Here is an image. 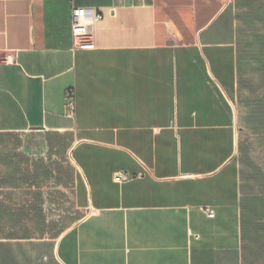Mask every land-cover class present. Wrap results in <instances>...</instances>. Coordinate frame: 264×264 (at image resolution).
Segmentation results:
<instances>
[{"label":"crops","instance_id":"1","mask_svg":"<svg viewBox=\"0 0 264 264\" xmlns=\"http://www.w3.org/2000/svg\"><path fill=\"white\" fill-rule=\"evenodd\" d=\"M72 6L104 14L88 48L73 43ZM160 8L0 0V133L69 137L82 212L51 243L0 238V264H264V193L242 179L235 18L221 8L185 42Z\"/></svg>","mask_w":264,"mask_h":264},{"label":"rangeland","instance_id":"2","mask_svg":"<svg viewBox=\"0 0 264 264\" xmlns=\"http://www.w3.org/2000/svg\"><path fill=\"white\" fill-rule=\"evenodd\" d=\"M201 4L194 0L192 8L182 13L183 20L197 25L203 21V7L214 5L218 12L230 5L225 14L235 18L237 40L254 53L242 59L240 95L250 109L238 111L245 116L238 139L244 147L240 161L245 188L258 198L264 193V0H201ZM159 11L166 13L164 8ZM172 27L177 31L173 23ZM68 141L67 136L0 133V238L51 243L81 218L72 183L75 169L65 151ZM50 144L53 147L46 148ZM16 184L17 188L11 187ZM50 247L44 244L43 251Z\"/></svg>","mask_w":264,"mask_h":264},{"label":"built area","instance_id":"3","mask_svg":"<svg viewBox=\"0 0 264 264\" xmlns=\"http://www.w3.org/2000/svg\"><path fill=\"white\" fill-rule=\"evenodd\" d=\"M123 1H131L134 0H123ZM144 1V0H140ZM113 10V8H111ZM103 12L99 10H92L85 7H71L70 17V29L73 38V43L75 46H79L81 48L90 47V41L88 40V36L90 35L92 24L103 18ZM3 60H9V56H6ZM67 108L70 115H74L75 112V99L74 94L72 92H68L66 94ZM131 175L126 171H117L113 174V181L116 183H122L129 180ZM208 217H213V210L210 208H206L205 210ZM197 237V236H196Z\"/></svg>","mask_w":264,"mask_h":264},{"label":"trees","instance_id":"4","mask_svg":"<svg viewBox=\"0 0 264 264\" xmlns=\"http://www.w3.org/2000/svg\"><path fill=\"white\" fill-rule=\"evenodd\" d=\"M163 4L164 11L168 15V18L171 20L177 31L180 33L182 39L185 42L191 41L192 36L194 33H196L200 28H202L209 20L210 18L215 14L217 11L214 8V5H208L206 7H203L204 11L201 14V18H203V21L199 22L197 25L194 24L192 21L183 20L182 13H184L185 8H192V4L194 3V0H160ZM197 6H201V0H195ZM184 4L187 5V7H184ZM230 6V5H229ZM229 6L223 11L225 13ZM159 10V9H158ZM160 12V11H159ZM237 46V64H238V70L241 73L242 68V59L244 56H250L251 54L254 55V53H250L248 49H245L241 46L239 41H236ZM241 81V77H240ZM12 188H17L18 185L11 186Z\"/></svg>","mask_w":264,"mask_h":264},{"label":"water","instance_id":"5","mask_svg":"<svg viewBox=\"0 0 264 264\" xmlns=\"http://www.w3.org/2000/svg\"><path fill=\"white\" fill-rule=\"evenodd\" d=\"M222 10V9H221Z\"/></svg>","mask_w":264,"mask_h":264}]
</instances>
